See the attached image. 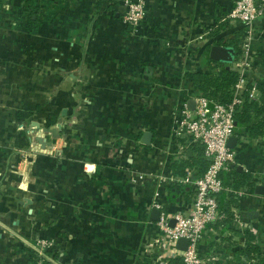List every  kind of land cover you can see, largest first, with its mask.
<instances>
[{
    "label": "crops",
    "instance_id": "obj_1",
    "mask_svg": "<svg viewBox=\"0 0 264 264\" xmlns=\"http://www.w3.org/2000/svg\"><path fill=\"white\" fill-rule=\"evenodd\" d=\"M143 1L145 17L132 27L126 0H0L10 6L0 18V264H149L152 210L171 214L192 198V186L171 178V161L187 157L178 145L194 144L174 136V112L189 105L186 75L205 69L206 49L221 37L241 44L243 34L231 27L204 38L234 0ZM256 47L264 69V38ZM61 118L67 146L48 161L38 153L20 162L30 133ZM240 171L248 192L229 207L256 229L264 257V194ZM247 227H209L201 251L240 264L233 251Z\"/></svg>",
    "mask_w": 264,
    "mask_h": 264
},
{
    "label": "built area",
    "instance_id": "obj_2",
    "mask_svg": "<svg viewBox=\"0 0 264 264\" xmlns=\"http://www.w3.org/2000/svg\"><path fill=\"white\" fill-rule=\"evenodd\" d=\"M125 5L124 22L132 27L140 25L145 17V2L126 0ZM221 22L243 30L241 53L231 65L239 74L236 93L230 103L223 104L191 89L187 96L195 101L194 109L189 107L188 100L175 109L174 136L201 143L210 165L199 178H193L191 173L184 177L171 176L177 183L192 186L194 192L190 200L183 202L180 210L161 214L156 223L155 236L144 246L143 258L149 264H221L217 256L201 251L202 239L210 225L228 218V207L222 206L221 195L233 192L244 196L248 192V185L239 190L226 186L222 173L228 171L232 164L240 162L241 143L247 137L246 134H238L235 125V115L244 104L242 93L246 84L252 83L249 98L257 99V83L264 80V74H258L256 47L259 40L264 38V0H234L227 14L213 25ZM259 22L263 26L259 27ZM252 75L255 76L254 81ZM233 136L239 138L236 148L229 146V140ZM185 145H178L180 154L186 150L188 145ZM141 174L140 178L143 177ZM152 205L159 207L157 202ZM229 212L233 214L235 221L241 220L244 227L248 226L234 207H229ZM172 219L175 221L173 226L170 224ZM181 238L189 241L186 250L177 248V242Z\"/></svg>",
    "mask_w": 264,
    "mask_h": 264
},
{
    "label": "trees",
    "instance_id": "obj_3",
    "mask_svg": "<svg viewBox=\"0 0 264 264\" xmlns=\"http://www.w3.org/2000/svg\"><path fill=\"white\" fill-rule=\"evenodd\" d=\"M222 23V22H221ZM224 27L217 26L212 28L210 34L217 36L220 34ZM240 33L243 34V30L240 29ZM215 44H222L228 47H233L236 51V56L241 53L240 41L228 40L227 38H218ZM212 46V45H211ZM206 51L209 50V48ZM205 51V57L207 63L205 69L201 71L187 72V77L192 83V89L197 93L205 95L212 100L218 101L223 104L230 103L236 91V84L239 80L238 72L228 64H221L212 60L209 57V51ZM257 87L259 95L257 99L249 98V91L252 88V83L246 84V88L242 93L244 97V104L241 109L236 113L235 119L238 122L237 130L238 134H246L249 138H256L264 136V81L258 82ZM187 157L173 159L171 161L172 172L175 176L184 177L188 173H191L193 178H199L202 176L210 165V160L204 154V147L201 143L195 142L194 144L186 148ZM222 179L224 184L231 187L234 190H239L242 185L248 183V177L245 172L240 171L237 167H230L228 171L222 173ZM228 202L225 204L222 201L226 198V193L222 194L220 199L222 206L228 207V218L224 221L217 222L210 225V228L221 229L228 227L232 229L234 216L229 212V204L238 201V197L232 193H229ZM233 197V198H232ZM226 205V206H225ZM247 242L245 246L239 247L233 251L234 258L240 262V264H264V257L260 256L258 246L253 243L255 236L248 230L245 231ZM252 259H256V262L247 263Z\"/></svg>",
    "mask_w": 264,
    "mask_h": 264
},
{
    "label": "rangeland",
    "instance_id": "obj_4",
    "mask_svg": "<svg viewBox=\"0 0 264 264\" xmlns=\"http://www.w3.org/2000/svg\"><path fill=\"white\" fill-rule=\"evenodd\" d=\"M8 9H10V6L1 4L0 18L2 16V14H4L5 16L10 14ZM219 24L221 27L222 26L224 27V25H226L225 26L226 29L231 28V26L229 24H225V23H217L216 26L213 25V26H210L209 28L206 26L205 29L208 28V31H206V33H204V38L206 36L210 35L212 28H216L217 26H219ZM2 25H3V21H2V19H0V28H2ZM234 28L239 29L237 27H234ZM206 52H208V51H206ZM257 57L259 58V56H257ZM260 62L262 63L261 60H260ZM263 73H264V69L258 70L259 75H262ZM78 107L79 108L82 107V104L79 102H78L76 108H78ZM29 120H30V118L27 119V122H26L27 125H30ZM44 125L45 126H43V127L39 126L38 128L34 129L30 133L31 142H30L29 147H27L26 149H22L18 152L20 162L24 161V159H26L27 157H31V159H33L34 158L33 155L38 154V153H39L40 158H43L45 161H48V158L45 155H47L48 157H52V156L56 155V153H58L59 150L60 151L62 150L60 148H65L67 146L68 136L65 133V131L63 130L64 122L62 120L53 121V122L49 121ZM30 127L33 128L35 126L32 127V125H30ZM37 146L41 150H39V148H37ZM57 148H59V149H57ZM49 149H51V151H49ZM243 150L245 152L246 157H244V155H242L240 162L237 165L245 166L246 170L252 172V174L255 176V182L257 184L258 183L264 184V136H262V137L259 136L256 139L255 138H249V137L244 138L242 143H241V151L243 152ZM42 151H44L43 154L41 153ZM244 152H243V154H244ZM40 158H38V159H40ZM38 159L37 160L34 159L31 162L30 171H32V173L35 170V165H36ZM19 163L17 164L16 167L14 166L15 167L14 171H17V167H18ZM236 196L239 197L238 195H235V197ZM229 197L231 198V196L229 194L228 195L226 194V199H225L226 202H228ZM247 230L252 232V231H255L256 229H251V228L248 229V227H247ZM224 231L218 230L219 238L221 237V234ZM226 234H227V232H226ZM241 235H242V233H241ZM253 235H255V237H256V234H253ZM207 236L208 235H206V238H207ZM224 243H227V242H224Z\"/></svg>",
    "mask_w": 264,
    "mask_h": 264
},
{
    "label": "water",
    "instance_id": "obj_5",
    "mask_svg": "<svg viewBox=\"0 0 264 264\" xmlns=\"http://www.w3.org/2000/svg\"><path fill=\"white\" fill-rule=\"evenodd\" d=\"M209 57L216 62H219L221 64H228L229 66H231L235 61L236 51L233 47H228V46H225L222 44H213L210 48ZM194 105H195V101L193 99H191L189 101V107L191 109H194ZM63 114L64 115L66 114V110H64ZM60 120H62V118ZM235 125L236 126L238 125L237 121L235 122ZM152 137H153L152 132H150V131L145 132L143 135V138H142V142L145 144H150L152 141ZM238 142H239L238 136H233L229 140V146L231 148H236L238 145ZM234 166L235 165L232 164V167H234ZM237 168L239 170H241L242 165H238ZM255 192L257 194H264V185L257 184L255 186ZM160 216H161V210L159 208H154L152 210L150 220L153 222H156L160 219ZM174 222L175 221L172 219L170 221V224L173 226ZM188 245H189V241L185 238H181L177 242V248L180 250H186Z\"/></svg>",
    "mask_w": 264,
    "mask_h": 264
}]
</instances>
